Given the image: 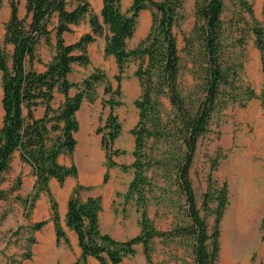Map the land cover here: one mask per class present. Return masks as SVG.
Returning a JSON list of instances; mask_svg holds the SVG:
<instances>
[{
	"label": "trees",
	"instance_id": "1",
	"mask_svg": "<svg viewBox=\"0 0 264 264\" xmlns=\"http://www.w3.org/2000/svg\"><path fill=\"white\" fill-rule=\"evenodd\" d=\"M229 1L248 15L252 24L248 33L253 36L255 47L262 55L264 31L254 19L252 8L245 0ZM101 3L98 17L91 13L87 0H24L25 15L20 18L16 0H9V17L4 24L0 46V184L17 153L20 163L30 168L34 179L31 201L35 202L42 193L49 200L48 220L33 223L30 232H39L47 221H51L55 241L69 245L59 223L57 203L50 193L49 181L55 180L62 187L67 178L76 176L75 165L60 164L58 158L74 151V135L78 131L76 114L84 100L88 103L94 101L95 90L101 84H105L103 93L108 96L102 105L110 111L95 133L100 135L105 169L116 166L113 157L123 152L113 148L121 131L113 113V108L119 107L121 102L114 97L120 96L119 84L125 66L130 62L137 63L134 76L140 95L133 105L138 120L130 131L134 143V161L130 165L133 178L124 199H134L139 214V232L124 241L101 233L98 227L100 198L81 200L83 187L76 184L67 199L64 219L65 227L75 234L80 251L72 264H87L88 258L99 264H120L123 259L134 255L136 246L141 247L145 264H153V242L156 239L177 240L183 245L188 243L193 264H216L219 224L229 202L228 186L226 182L220 184L214 179L213 173L218 166L216 157L211 160L206 189L198 208L189 173L198 141L207 134L214 113L237 100L239 72L235 65L227 64L223 46L225 0H195L196 23L189 35L183 37V52L194 82L187 90L180 88L178 83L181 60L174 35L183 9L181 0H131L124 12L121 0H101ZM145 10L151 12L149 31L133 49L127 50L126 42L133 36L138 15ZM86 16L90 33L72 44L64 43L63 35L71 33V27L77 26ZM262 17L264 20V6ZM53 19L56 23L50 30ZM51 31L54 32L53 55L40 73L32 68V63H41L36 57L37 47L41 40L50 45ZM98 36L104 38V55L114 59V80L117 83L114 90L98 69L79 84L68 81L73 64L86 66L89 63L87 47ZM7 47L11 48L10 53ZM71 88L76 89L73 96H69ZM55 90L63 96V101L57 108H52L50 104ZM245 92L248 99L256 97L251 90ZM260 98L264 116V90ZM162 100H167L171 107L166 119L161 116ZM37 106L43 107V114L34 118L33 110ZM120 168L125 169V166ZM155 171L172 179L175 192L183 199L186 220L175 224L169 231L157 230L147 212L146 192L150 173ZM7 195L0 189V200H5ZM26 202H23L24 206ZM207 216H213L210 231ZM261 230L264 232V218ZM34 241L31 237L29 244ZM29 259L30 252L26 251L16 264Z\"/></svg>",
	"mask_w": 264,
	"mask_h": 264
},
{
	"label": "rangeland",
	"instance_id": "2",
	"mask_svg": "<svg viewBox=\"0 0 264 264\" xmlns=\"http://www.w3.org/2000/svg\"><path fill=\"white\" fill-rule=\"evenodd\" d=\"M9 0H0V46L2 42L3 25L9 15ZM90 11L99 17L98 6L100 0H87ZM252 8L254 19L258 26L263 28L264 20L262 10L264 0H245ZM18 14L24 17V0H16ZM131 0H121V10L124 12L129 7ZM183 9L179 13L174 30L176 47L181 60L179 73V87L187 90L194 82L188 72L190 65L183 52V37L188 36L196 23L194 16L195 0H181ZM72 7V4L70 8ZM224 23L223 46L226 53L227 64L235 65L239 72L236 102H229L218 109L210 122L207 134L202 136L197 145L189 177L195 194L196 205L200 208L201 195L206 189V177L209 173L211 160L218 158V166L213 173L218 183L226 182L228 186V205L219 224V253L216 264H232L231 256L240 251L234 261L237 264H264V232L261 223L264 218V116L261 92L264 90V50L262 55L256 49L254 38L248 33L252 26L248 15L231 1L225 0V11L222 15ZM86 16L72 32L64 43L76 41L80 34H84L88 27ZM56 20L49 24L52 30ZM151 25V12L145 10L137 18L135 31L131 39L126 42V49H133L148 33ZM54 32L50 34V45L40 41L36 57L42 60L51 59L53 54ZM50 48V49H49ZM10 53V48H6ZM52 52V54H51ZM89 63L86 66L73 64L68 75V81L79 84L84 78L98 69L105 74V78L112 89L117 88L114 80L116 68L112 57L105 56L101 51L87 53ZM41 60V59H40ZM35 68H34V67ZM44 64L33 62L32 68L36 71L42 69ZM137 63L130 62L125 66L119 84L120 96L114 100L121 102L119 107L113 108L121 125L120 135L113 144L114 149L122 151L113 161L116 166L106 170L104 154L100 147V135L95 131L102 126L109 108L102 102L108 99L104 95L105 84L99 85L95 90V99L92 103L84 100L76 114L78 131L74 138L76 146L71 155H61L58 162L65 166L73 163L76 167V176L70 178L73 187L78 184L83 187L80 191L81 200L87 197H99L101 210L98 217V227L101 233L110 235L113 239L124 241L136 236L139 232V214L136 211L134 199L125 200L124 194L128 184L133 178V169L130 167L134 161L133 137L130 134L138 120L137 110L133 103L140 95V87L134 76ZM251 90L255 98L248 99L245 90ZM76 93L75 88L69 90V96ZM51 102L52 108H57L63 101V96L54 91ZM1 99V89H0ZM161 116L166 119L171 113L167 100H162ZM26 116V111H24ZM43 114V107L37 106L33 110V117L39 118ZM2 110L0 105V125ZM118 145V146H117ZM149 152V146L147 145ZM86 152H89L90 159ZM120 166H125L121 169ZM99 171L93 179L85 176L86 168ZM17 154L12 157L10 167L3 175L0 189L8 195L5 200H0V211L3 215V224L7 229L3 232V264H16L22 254L30 252V259L21 264H72L79 256L77 243L70 241L65 245L62 241L56 242L55 237L48 231L31 233L29 228L33 224L31 218L36 204L44 201L49 208V200L45 194L35 202L31 201L32 185L29 171H25ZM106 174V175H105ZM86 178H84V177ZM105 176V179H104ZM149 179V173H147ZM83 177V178H82ZM150 185L147 187L146 204L149 218L154 227L160 231H169L175 224L185 222L183 199L175 192L172 179L158 171L150 173ZM66 181V182H67ZM53 199L61 205L63 193L57 189L49 188ZM72 191V190H71ZM26 202L24 206L23 202ZM67 200V199H66ZM31 205L33 208L31 209ZM57 205V206H58ZM59 213V211H58ZM201 214L203 212L201 211ZM60 216V215H59ZM43 219L40 214L37 222ZM213 216H207L209 231L212 228ZM67 236V235H66ZM34 238V243L29 244V239ZM177 240L153 242V264H193L190 246L183 245ZM240 255V256H239ZM237 259V261H236ZM0 260V264H1ZM87 264H99L92 258L87 259ZM120 264H145L140 246L135 247L132 257L123 259Z\"/></svg>",
	"mask_w": 264,
	"mask_h": 264
},
{
	"label": "crops",
	"instance_id": "3",
	"mask_svg": "<svg viewBox=\"0 0 264 264\" xmlns=\"http://www.w3.org/2000/svg\"><path fill=\"white\" fill-rule=\"evenodd\" d=\"M9 2V1H8ZM9 4V3H8ZM101 6H102V3H101V0H100V3H99V6H98V11H99V13H100V10H101ZM142 12H144V11H142ZM141 12V13H142ZM24 14H25V12H24ZM18 16H19V14H18ZM8 17H9V15H8ZM8 20V19H7ZM6 20V21H7ZM6 21L4 22V24L6 23ZM87 24H88V22H87ZM75 27L76 26H72L71 27V30H72V32H74L75 31ZM72 32L71 33H67V34H64L63 35V40L65 41V40H67L68 39V36H70L71 34H72ZM3 33H4V25H3ZM88 33H90V28H89V25H88V27L86 26V28H85V32H84V34H88ZM84 34H80L78 37H77V39H76V41L82 36V35H84ZM2 36H3V34H2ZM76 41H74V42H76ZM44 42V41H43ZM73 41H70V43H68V44H72V43H74ZM40 43V42H39ZM45 44V43H44ZM53 46H54V43L52 44ZM44 48L46 47V49H45V51L49 54V50H48V48H47V45H45V46H43ZM10 48V47H9ZM11 49V48H10ZM50 49V48H49ZM53 49V48H52ZM103 50H104V38L102 37V36H98V37H95V40L91 43V44H89L88 45V47H87V53H91V52H93V51H101L102 53H103ZM51 54H52V52H51ZM53 55V54H52ZM109 58L110 57H112V56H108ZM113 58V57H112ZM39 59H41V63L42 64H44V66H45V64H47L48 63V61H46V60H42V57H39ZM111 59V58H110ZM49 61H50V59H48ZM111 61H113L114 62V59L112 60L111 59ZM40 64V63H39ZM114 65H115V63H114ZM34 67V66H33ZM35 68V67H34ZM115 68H116V66H115ZM45 70V68L43 67L42 69H39V70H36L37 72H43ZM1 89V88H0ZM1 100V99H0ZM1 105V104H0ZM118 146V145H117ZM15 154H17V153H15ZM14 154V155H15ZM104 154V153H103ZM13 155V156H14ZM86 156H87V158L88 159H90V155H89V152H86ZM17 158H18V160H19V156H18V154H17ZM20 162V161H19ZM22 164V163H21ZM23 166H25V171H29L30 170V168L28 167V166H26V165H24V164H22ZM29 169V170H28ZM97 174H99V171H98V169L97 170H94L93 172H92V176H91V178L90 179H93ZM84 177V176H83ZM82 177V178H83ZM85 178V177H84ZM70 178H67L66 180H65V182H64V184H63V186L62 187H60L59 185H58V183L55 181V180H50L49 181V188L50 187H52L54 190L55 189H57V187H60V189H58V192H62L63 193V199H62V203H61V205L59 204H57L58 206H57V209H58V211H59V213H58V216H59V223H60V226L62 227V229L64 230V232H65V234L67 235V237H69V239H70V241L74 244L75 242L77 243V240H76V236H75V234L72 232V231H69L66 227H65V225H64V219H65V213H66V202H67V200L66 199H68V197H69V195H70V193H71V190H72V184H71V182L70 181H67V180H69ZM86 179V178H85ZM33 181H34V179L31 177L30 178V182H31V185H33ZM67 181V182H66ZM50 190V189H49ZM51 192H52V190H50ZM41 198H42V196H40V198H39V200H41ZM57 203V202H56ZM40 208H41V210H42V213H43V219L42 220H48V218H49V214H50V211H49V208H47V206L44 204V201L43 202H41V203H39V204H36V206H35V209L33 210V213H32V217L31 218H33V220H32V223H35V222H37V217L39 216V214H40ZM45 228V229H44ZM44 228H42L41 230H43V231H48L50 234L52 233V231H53V234H54V229H53V223L51 222V221H47V223L44 225ZM5 229H7V224H3V215H1V211H0V260L2 261L1 262V264H3V232H4V230ZM41 230L39 231V233L41 232Z\"/></svg>",
	"mask_w": 264,
	"mask_h": 264
},
{
	"label": "bare ground",
	"instance_id": "4",
	"mask_svg": "<svg viewBox=\"0 0 264 264\" xmlns=\"http://www.w3.org/2000/svg\"><path fill=\"white\" fill-rule=\"evenodd\" d=\"M87 170H86V172H85V176L86 177H90L91 176V171H92V169L91 168H89V167H85ZM238 253H240V251H237V252H235V255L233 254L232 256H231V258L230 259H232V264H237L235 261H234V257L238 254ZM240 256V255H239ZM236 261H237V259H236Z\"/></svg>",
	"mask_w": 264,
	"mask_h": 264
}]
</instances>
